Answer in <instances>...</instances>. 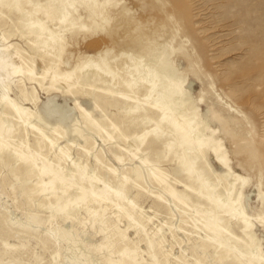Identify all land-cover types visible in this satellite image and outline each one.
Segmentation results:
<instances>
[{"label": "rangeland", "instance_id": "obj_1", "mask_svg": "<svg viewBox=\"0 0 264 264\" xmlns=\"http://www.w3.org/2000/svg\"><path fill=\"white\" fill-rule=\"evenodd\" d=\"M15 1L0 0V71L2 58L19 67L16 54L24 56L28 67L2 76V89L27 111L9 119L16 126L0 150V264H264V0H54L52 15L27 5L63 39L55 55L9 11ZM146 49L166 58L198 110L202 138L213 144L215 130L246 179L233 197L242 194L251 227L206 196L205 162H193L173 122L143 105L144 89L123 84L116 57L144 58ZM99 55L116 85L78 70ZM53 71L76 83L54 82ZM31 124L57 141L52 151L37 148ZM232 183L213 184L220 193Z\"/></svg>", "mask_w": 264, "mask_h": 264}, {"label": "bare ground", "instance_id": "obj_2", "mask_svg": "<svg viewBox=\"0 0 264 264\" xmlns=\"http://www.w3.org/2000/svg\"><path fill=\"white\" fill-rule=\"evenodd\" d=\"M89 1H92V0H89ZM54 2H55L54 0H50L46 5H40L38 3H35L32 0H23V1L22 0H20V1L16 0L13 5H7V8L9 9V11L17 9V11L21 14L20 21L22 22L24 28H26V30L29 31L30 33L35 34V37L37 39V41H36L37 43L36 42H34V43L41 45V47H43V48H46L47 51H49V54H53V55H55L56 53H59L60 50L62 49L63 39L60 38L53 31L47 30L46 28H44L41 23L36 21L34 15H30V13L26 14L25 7L27 5L32 6L36 10V12H38L40 10V8L47 6L46 11H48V13H46V14L52 15L55 13V11L57 12L59 10L57 8H54V5H55ZM104 5H105V7H107L108 2H105ZM70 6H73V5H70ZM51 10H52V12H50ZM66 20H67V15L63 11L62 16L60 18V22L65 23ZM136 30H138V28ZM102 41L103 40H101V42L99 41L100 42L99 47L102 49H106L105 53L109 54L111 52V50L108 49L107 47H104L105 44L103 45ZM252 42L254 43V41H252ZM96 44H97V42H96ZM256 45H257V43H256ZM260 46L264 47V45H260ZM94 47H95V44H94ZM146 50H147V54L145 55L144 58H142V57H140L134 53H127V52L122 53L119 57H116V59L120 60L121 64H122L120 69H119V73L124 76L123 84L126 87L130 88L131 90L144 89L145 94H144L143 105L144 106L146 105V107H148L150 110H153L154 112L160 113L163 116V119L161 121L169 120L171 123L173 122V125L176 127V132L182 140L181 144L185 145L184 153H188V155H190L191 160L193 162L197 161L199 159H201L202 161L205 162L207 172L211 173L213 176V179H207L205 182V185H206V188H205L206 193L205 194H206V196L210 197V198L217 197L216 201H217L218 205L220 206V208H224V207L227 208V212L231 213V215L235 218V220H239L241 223L247 225L246 228L251 227L252 223L249 221L243 207L241 206L240 199L242 197V194L240 192H238V194L233 197L235 185L237 183H240L243 186L245 184L246 179L243 176H241L240 174L236 173L232 169L227 150H226L222 140H220L219 138L216 137V131L215 130H213V129L211 130L212 136L214 137V139H216V141L213 144H211V141H209V138H202L201 130L198 126V122L196 121V118L198 117V110L197 109L190 110L188 108L189 103H191V102H190V99H189L188 95L186 94L185 90L183 89L182 84L184 82L177 77L176 72L170 66V64L168 63L166 58L162 55H160L158 57L155 55V53L153 51H151L149 49H146ZM16 55H17L16 57H19L22 60L24 65L22 64L19 67H15L16 65L10 60V58L8 56L2 58V60H1L2 66H1V71H0V107H2L3 113L2 114L0 113V150L4 148V138H3L4 133H9L11 131V129L13 130V128H15V126H16V124L15 123L12 124L9 121V119L11 117H13L17 120V123H18V120L22 119V117L25 116L26 111H27V109H24L25 107L24 108L21 107L19 104H17L16 101L8 98V96H7L8 92H5L2 89L3 88V82H2L3 77L2 76H5V78H10L13 75L15 70H16L15 71L16 73L17 72L19 73V71H20V73H22V71L25 70L24 67H28V64H26L28 62L25 60L24 56L20 55V53L19 54L17 53ZM154 56H156V57H154ZM97 58H98L97 62H93L92 60L84 62L81 66L78 67L79 68L78 70L81 71L83 69H86L88 71H92V75L95 78H97L100 82L106 83V79L109 78V80H111L112 83L114 85H116V79H115L116 77L109 71L110 68L108 67L107 64H105V60H103L100 55ZM151 58H155L154 59L155 61H153L152 64L150 63ZM138 60H139V62L137 63ZM256 60H258V58H256ZM258 61H260V60H258ZM101 62L103 64H101ZM253 66H255V65H253ZM248 67H251V66H248ZM143 69L146 70V73L143 72ZM255 69L256 68H254L253 70H255ZM51 70H52V68H49L45 71V77H47L48 74H50ZM258 71H260V70H258ZM53 72L54 73H53V76L51 77V79L56 83L58 81H62V83L64 82V83L68 84L69 87H72L74 85V83H76L73 80L72 73H66V74L62 75V74L58 73L57 71H53ZM143 74H147V75L144 76ZM23 75H24V73H23ZM21 76H22V74H21ZM24 76H26V75H24ZM28 76H29V74H28ZM262 78H264V77H262ZM263 81H264V79H263ZM259 87H261V86H259ZM263 90H262V92H263ZM262 92H261V94L263 95ZM122 97L128 98L124 94H122ZM134 111H136V109L131 107V112H134ZM54 113L55 112L51 111L48 107L47 112H46L47 118H51ZM64 118H65V116H64ZM145 121L146 120H143V123H145ZM94 124H96V123H94ZM31 130L33 131V133L37 137V148L44 146V148L48 149L49 151H52L54 149V147L57 144L56 143L57 141H53L50 137H48L37 126V124H31ZM150 133L151 132L146 133L144 135L143 141L147 138V135H149ZM207 150H209L210 153L215 157V161L218 164H220L223 167V169H225L227 171L226 175L224 174V176H222V175L216 173V171L214 170L212 165L206 159L205 153ZM22 152H24V151H22ZM62 152H63V148H61L59 150V153L62 154ZM37 153H39L38 150H37ZM117 157H118V155H117ZM73 165H74V163H73ZM80 171H81V169H80ZM81 175H82V177H84L85 173H82ZM221 178H225V179L231 178L233 180V183L230 187H223L222 192L219 193L217 191V188L219 185H217V184L215 185L213 183L215 181L220 180ZM17 180H19V179H17ZM103 184H105V183H103ZM219 221H220V219H219ZM245 232H246L247 238L250 241H253L254 238L250 234V232L249 231H245Z\"/></svg>", "mask_w": 264, "mask_h": 264}]
</instances>
